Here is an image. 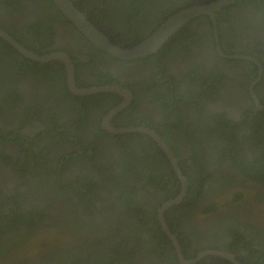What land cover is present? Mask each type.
Masks as SVG:
<instances>
[{
  "label": "flooded vegetation",
  "instance_id": "obj_1",
  "mask_svg": "<svg viewBox=\"0 0 264 264\" xmlns=\"http://www.w3.org/2000/svg\"><path fill=\"white\" fill-rule=\"evenodd\" d=\"M191 3L76 5L130 49ZM214 19L217 29L201 16L157 54L122 61L53 0H0V29L37 55L67 54L78 89L117 86L132 96L106 124L125 96H78L64 63H33L0 38V264H181L158 219L181 182L154 138L110 131L131 128L157 134L188 182L183 203L165 214L185 259L219 251L264 264V0H238Z\"/></svg>",
  "mask_w": 264,
  "mask_h": 264
},
{
  "label": "water",
  "instance_id": "obj_2",
  "mask_svg": "<svg viewBox=\"0 0 264 264\" xmlns=\"http://www.w3.org/2000/svg\"><path fill=\"white\" fill-rule=\"evenodd\" d=\"M78 0H53L57 8L61 13L90 41L96 48L99 50L110 54L111 56L122 60V61H136L139 59L147 58L151 55L157 54L163 46L176 34L178 33L185 25H187L192 20L199 18L201 16H209L214 22L215 29H217L216 22L214 19V13L221 11L225 8L230 7L235 4L238 0H218L216 2L194 6L191 8L184 9L173 16H171L165 23H163L160 28L151 35L147 40L140 43L139 45L130 48L122 49L115 46L93 23L90 19L81 12L77 7L76 2ZM0 38L5 40L9 45H11L17 52H19L27 60L36 63V64H49L54 61H61L64 63L68 82L71 91L78 96H89L97 93H114L118 95L125 96L127 100L117 108H115L109 116L106 118L105 123H108V120L113 116L123 111L131 101V94L126 90L119 88L117 86H105V87H94L91 89H78L75 82V69L70 57L65 53H54L50 55H37L25 47H23L18 41L13 37L8 35L5 31L0 29ZM112 133L115 134H126V133H144L152 138H154L162 149L169 156V159L172 162L174 171L177 178L181 182V191L178 197L165 203L159 211V222L161 223L162 229L169 241L172 243L176 250L177 257L181 264H196L202 258L206 256H218L224 259L230 260L233 263L238 264L233 257L229 254L219 252V251H208L202 253L196 260L187 261L183 254L182 246L177 239V237L172 233L169 228L165 214L168 210L179 206L183 203L187 191H188V182L183 175L176 158L174 157L171 150L168 146L162 141V139L155 134L153 131L143 129V128H131L125 130H113L110 129Z\"/></svg>",
  "mask_w": 264,
  "mask_h": 264
},
{
  "label": "trees",
  "instance_id": "obj_3",
  "mask_svg": "<svg viewBox=\"0 0 264 264\" xmlns=\"http://www.w3.org/2000/svg\"><path fill=\"white\" fill-rule=\"evenodd\" d=\"M194 0H189V2H192L188 7H192V6H196V5H203V4H208V3H212V2H215V1H217V0H208V1H201V0H197L196 2H193ZM186 8V7H185ZM11 48V47H10ZM12 49V48H11ZM17 53V52H16ZM20 59H23V61H24V63L26 62V63H30V62H28V61H26L23 57H20ZM31 64V63H30ZM190 194V193H189ZM189 194H188V198H189ZM177 195V193H173L172 195H170L169 196V198L167 199V201H169V200H172L173 198H175V196ZM187 199V198H186ZM132 206L134 207L135 205L134 204H132ZM139 209V208H138ZM144 218H147V217H144ZM145 221V220H144ZM159 225L157 224V227H158ZM156 234H157V236H159L158 237V239L160 240V242H161V245H164L166 248H165V250H164V252H167V250L169 249V253H170V255H172L171 253H172V251H174V248H172V246H171V244L168 242V240L166 239V237H163V233L162 232H160V230L159 229H157V231H156ZM171 248V249H170ZM173 257V259H174V261L175 262H177V258H176V256L174 255V256H172Z\"/></svg>",
  "mask_w": 264,
  "mask_h": 264
}]
</instances>
